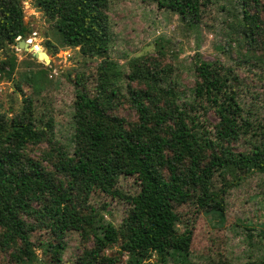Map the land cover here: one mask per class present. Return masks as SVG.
I'll return each instance as SVG.
<instances>
[{
	"label": "trees",
	"instance_id": "16d2710c",
	"mask_svg": "<svg viewBox=\"0 0 264 264\" xmlns=\"http://www.w3.org/2000/svg\"><path fill=\"white\" fill-rule=\"evenodd\" d=\"M156 1L174 9L188 26L201 20L202 0ZM39 2L61 46L80 47L83 56L99 64L93 85L78 90L69 141L57 137L55 115L39 110L34 95L25 97L9 123L0 113V264H97L103 244L117 243L119 235L105 219L106 205L98 208L90 197L97 191L123 196L122 175L136 176L140 185L136 195L126 197L132 211L124 247L133 263L149 264L156 251L163 260L173 255L177 263L198 264L177 244V236L157 241L164 218L178 219V208L196 201L199 193L210 201L247 173L264 175V121L245 108L236 68L198 58L191 67L195 84L188 98L178 84V64L167 59L175 56L160 41L154 60L134 58L127 73L112 59L110 0ZM233 6L234 40L245 55L264 57V0H236ZM27 28L23 0H0V51L6 54L0 74L14 73L13 46ZM15 84L24 91L21 82ZM32 87L35 95L43 90L39 81ZM125 105L135 118L118 112ZM209 112L218 119L213 127L205 122ZM242 139L248 147L239 149ZM216 173L223 182L219 189ZM44 194L62 239L40 242L56 257L39 263L33 235L41 228L37 203ZM208 212L224 219L216 208ZM73 232L80 235L82 248L70 261L64 252ZM209 264L233 263L218 259Z\"/></svg>",
	"mask_w": 264,
	"mask_h": 264
},
{
	"label": "rangeland",
	"instance_id": "374dc122",
	"mask_svg": "<svg viewBox=\"0 0 264 264\" xmlns=\"http://www.w3.org/2000/svg\"><path fill=\"white\" fill-rule=\"evenodd\" d=\"M202 1L200 22L188 26L174 9L162 8L156 0H110L112 59L127 73L134 58L154 60L157 57L155 43L160 41L170 49V55L175 56L167 59L178 64V84L188 98L192 97L195 84L191 70L193 63L198 58L222 61L238 72V89L245 108L256 112L264 121V57L255 59L252 54L245 55L246 49L234 40L231 9L236 0ZM23 3L27 31L34 39L31 46L38 51L46 50L53 66L37 58L34 64H29L32 53L13 46L18 58L16 69L11 77L7 72L0 74L1 119L9 123L13 115L23 108L25 97L34 95L39 110L49 109L55 115L57 137L69 141L74 134L73 115L78 90L82 86L89 89L93 85L99 60L83 56L80 47H62L39 0H23ZM58 46V51H55ZM5 56L0 51V63ZM17 81L23 85V92L16 87ZM33 81L43 84L38 95L34 94ZM118 112L129 119L136 117L127 105L120 107ZM205 120L213 127L218 119L209 112ZM247 147V141L242 139L239 149ZM215 180L216 188H221L223 182L217 173ZM119 189L123 196L113 197L97 191L90 197L94 206L106 205L103 210L105 219L114 224L119 235L117 243L103 244L97 264H134L124 247L132 211L126 197L140 191L138 179L122 175ZM221 193L210 201L207 200L209 195L199 193L196 201L178 208V219L165 217L157 232V241L164 243L177 236V244L191 254V261L198 264H209L218 259H227L233 264L250 261H253L251 264L255 261L256 264H264V175L247 173ZM49 202L48 195L44 194L37 203L42 211L41 228L34 233L33 239L39 263L56 257L55 252H44L40 242H61L62 239L53 219L54 208ZM212 207L220 210L224 219L217 212H208ZM66 239L64 259L71 261L82 248L81 239L74 232ZM163 259L154 251L149 264H181L173 255Z\"/></svg>",
	"mask_w": 264,
	"mask_h": 264
},
{
	"label": "water",
	"instance_id": "95a60500",
	"mask_svg": "<svg viewBox=\"0 0 264 264\" xmlns=\"http://www.w3.org/2000/svg\"><path fill=\"white\" fill-rule=\"evenodd\" d=\"M30 36L31 35L28 33V31H26L24 34V38L19 39L17 43L14 45V48H19L25 51H30L34 58L40 59L47 65L53 66L51 56L46 50L38 51V50H35L33 46H31V43L28 40Z\"/></svg>",
	"mask_w": 264,
	"mask_h": 264
},
{
	"label": "bare ground",
	"instance_id": "6f19581e",
	"mask_svg": "<svg viewBox=\"0 0 264 264\" xmlns=\"http://www.w3.org/2000/svg\"><path fill=\"white\" fill-rule=\"evenodd\" d=\"M28 40H30L31 41L30 43H32L34 39L32 37H29Z\"/></svg>",
	"mask_w": 264,
	"mask_h": 264
},
{
	"label": "built area",
	"instance_id": "2783aa9c",
	"mask_svg": "<svg viewBox=\"0 0 264 264\" xmlns=\"http://www.w3.org/2000/svg\"><path fill=\"white\" fill-rule=\"evenodd\" d=\"M22 38V36H19L18 38H17V40H19V39H21ZM30 41V40H29ZM31 42V41H30ZM32 44V43H31Z\"/></svg>",
	"mask_w": 264,
	"mask_h": 264
}]
</instances>
